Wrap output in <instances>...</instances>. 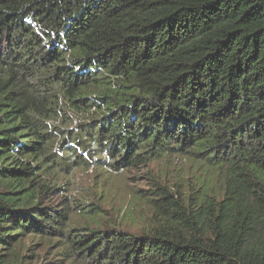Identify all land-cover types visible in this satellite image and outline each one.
Masks as SVG:
<instances>
[{"label":"trees","instance_id":"trees-1","mask_svg":"<svg viewBox=\"0 0 264 264\" xmlns=\"http://www.w3.org/2000/svg\"><path fill=\"white\" fill-rule=\"evenodd\" d=\"M177 155L141 233L72 226L78 170ZM89 212L88 210H84ZM264 264V0H0V264Z\"/></svg>","mask_w":264,"mask_h":264},{"label":"rangeland","instance_id":"rangeland-1","mask_svg":"<svg viewBox=\"0 0 264 264\" xmlns=\"http://www.w3.org/2000/svg\"><path fill=\"white\" fill-rule=\"evenodd\" d=\"M197 164L187 156L171 155L153 160L147 165L119 173L103 167L78 170L70 199L82 203L84 210H75L72 226L109 228L141 233L154 221V200L159 198V186L168 187L180 200L187 199ZM28 264H77L62 254L55 240L50 242L28 237Z\"/></svg>","mask_w":264,"mask_h":264}]
</instances>
